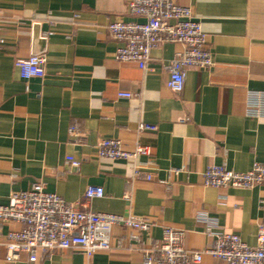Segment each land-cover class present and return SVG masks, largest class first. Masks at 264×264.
I'll list each match as a JSON object with an SVG mask.
<instances>
[{"label": "crops", "instance_id": "0c3cea01", "mask_svg": "<svg viewBox=\"0 0 264 264\" xmlns=\"http://www.w3.org/2000/svg\"><path fill=\"white\" fill-rule=\"evenodd\" d=\"M128 1L0 0V206L38 183L69 203L99 186L104 196L87 201V210L153 223L139 233L113 227L108 252L87 258L72 249L39 251L34 264H141L164 227L182 229L187 250L211 247L209 229L253 247L264 223V181L240 189L202 179L210 165L244 173L264 164V0H176L200 24L213 61L209 69H188L179 94L166 81L181 44L153 49L146 70L114 59L121 43L108 25L142 20L128 13ZM31 55L44 56L43 78L24 79L15 66ZM122 92L134 96L119 98ZM141 124L156 130L139 131ZM101 139L149 154L100 159ZM136 165L151 178L134 177ZM21 228L1 224L0 264L5 234ZM18 264H28L25 255ZM202 264L224 263L204 256Z\"/></svg>", "mask_w": 264, "mask_h": 264}, {"label": "built area", "instance_id": "2783aa9c", "mask_svg": "<svg viewBox=\"0 0 264 264\" xmlns=\"http://www.w3.org/2000/svg\"><path fill=\"white\" fill-rule=\"evenodd\" d=\"M127 10L131 16L142 20L113 21L108 25L111 37L121 43L114 53L117 62H133L141 70H146L153 49L163 43L181 44L183 49L173 55L167 67L169 77L166 86L175 94L183 91L188 69H209L213 66L206 35L189 8L178 5L176 0H129ZM44 64L42 55L15 61L24 79L43 78ZM133 96L131 93H118L119 98ZM138 130L154 131L156 127L141 124ZM69 133L79 137L75 125L69 128ZM148 154V149L140 145L131 151L125 150L115 139H101L96 145V156L100 159L135 161L138 156ZM66 163L70 170L79 166V162L72 157H67ZM140 168L138 165L133 167L134 177L145 174ZM144 176L151 178L149 174ZM202 179L205 186L213 188L250 189L264 181V164L254 163L244 173L210 165L202 173ZM103 196L102 187L90 186L85 190L83 202L69 203L45 192L39 183L28 191L12 193L8 204L0 206V226L4 222H13L22 228L8 231L4 236L3 245L7 250L5 263L18 264L25 255L27 263L34 264L39 251L49 253L65 249L80 251L88 258L113 248L111 229L115 226L128 228L134 233L148 232L153 226L151 221L130 214L123 216L86 209L87 201ZM206 235L212 238L211 247L203 251L187 250L184 248V231L164 227L161 241L143 250L141 264H202L204 256L224 264H264V223L258 225L253 247L243 243L235 234L213 233L209 229ZM133 238L137 239V236Z\"/></svg>", "mask_w": 264, "mask_h": 264}]
</instances>
